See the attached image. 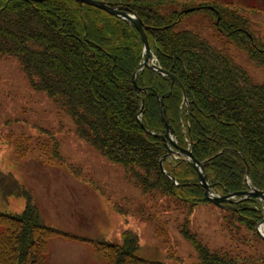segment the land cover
<instances>
[{
    "label": "trees",
    "instance_id": "obj_1",
    "mask_svg": "<svg viewBox=\"0 0 264 264\" xmlns=\"http://www.w3.org/2000/svg\"><path fill=\"white\" fill-rule=\"evenodd\" d=\"M103 1L128 8L142 21L151 54L161 69L178 78L186 100L176 82L151 68L138 72L136 84L144 91L137 95L132 75L144 57L139 32L128 21L75 0H0V56L14 58L31 88L68 115L77 137L119 165L142 195L183 202L189 211L208 203L191 161L164 160V170L175 181L160 169L167 149L159 98L177 144L203 163L214 191L226 194L252 186L264 192V81L254 84L227 52L199 33L174 30L184 13L166 8L197 3L251 64L264 68V36L243 14L246 7L219 0ZM45 133V141L33 148L46 160L62 161L57 138ZM20 139L16 153L22 156L32 144ZM0 195L24 199L19 213H0V264H49V240L57 236L89 242L104 264H163L138 256L139 238L130 230L113 244L46 225L31 192L11 173L0 171ZM230 212L236 224L251 230L245 240L259 241L261 251L251 256L210 250L187 234L190 221L185 218L179 231L199 254L192 264H264V240L254 230L263 219L262 205L242 199ZM171 257L173 252L166 255Z\"/></svg>",
    "mask_w": 264,
    "mask_h": 264
},
{
    "label": "rangeland",
    "instance_id": "obj_2",
    "mask_svg": "<svg viewBox=\"0 0 264 264\" xmlns=\"http://www.w3.org/2000/svg\"><path fill=\"white\" fill-rule=\"evenodd\" d=\"M219 1L243 4L246 7L243 14L252 21L256 33L264 36V0ZM180 6L186 7L184 3ZM166 8L181 9L177 5ZM249 8L255 10L248 11ZM209 17L212 18L204 9L194 10L185 14L174 30L198 32L216 48L227 52L254 84H261L264 68L251 64L246 53L215 29ZM46 131L57 138L62 161L46 160L33 148L37 142L45 141ZM19 139L32 144V149L22 156L16 153ZM0 171L11 173L31 192L46 225L93 240L102 238L113 244H119L122 232L130 230L139 238L138 256L151 262L192 264L198 261L194 244L179 231L185 218L190 221L187 234L210 250L231 249L251 256L261 251L259 241L252 237L251 241L245 240L248 231L236 224L229 210L200 204L189 211V205L183 202L176 204L159 194L142 195L126 180L119 165L109 162L77 137L68 115L45 94L31 88L14 58L2 56ZM23 208L22 197L10 196L4 200L0 195V213L15 214ZM172 252L174 257L166 258ZM177 256L180 260L175 258ZM48 261L50 264H104L89 242L60 236L49 240Z\"/></svg>",
    "mask_w": 264,
    "mask_h": 264
},
{
    "label": "water",
    "instance_id": "obj_3",
    "mask_svg": "<svg viewBox=\"0 0 264 264\" xmlns=\"http://www.w3.org/2000/svg\"><path fill=\"white\" fill-rule=\"evenodd\" d=\"M38 1H40V0H38ZM75 1H77L79 3H86L88 5H92V6L96 7V8H98V9L104 10V11H106V12L112 14V15H115V16L121 17L123 19H126L127 21L132 23L135 26V28L137 29V31L140 33V36H141L142 42L144 44V48H145L146 54H145V58H144L143 63H141L137 67V69L134 71V73L132 75V83H133V85H134V87H135V89H136V91L138 93L140 89L136 85V75H137V73H138V71L140 69H142L145 66L149 65V52H150L149 46H148V42H147V39H146V35H145V32H144V30L142 28L141 20L135 14L131 15V13L128 10H126V8H124V7H112V6L108 5L104 1H99V0H75ZM151 67L153 69L157 70L158 72L164 74V75H169L173 81H176L182 87L181 83L178 81V79L175 76L168 74L166 71L160 69L159 67H156L155 65L154 66L151 65ZM183 96H184V99H185L186 98V94H185L184 89H183ZM159 102H160V108H161L162 121H163V123L165 124V126L167 128L166 135L165 136H161V137H162V139L165 142L167 140H169V142L171 143L172 140L169 137L168 133L169 132L173 133V130L170 128V126L167 125V123H166V121L164 119L163 103H162L160 98H159ZM138 120H139V118H138ZM139 123L143 127V125L141 124L140 120H139ZM166 147H168V144H166ZM179 150L184 156L188 157V159H190L193 162L194 167H195V169L198 172V178L200 180V183L205 188V198L209 202L213 203L214 205H216V206H218L220 208H224V209L232 208L233 206H231L230 204H234L235 203L234 198L238 197V196H244V197L255 198V199L259 200V201H262L263 204H264V192H262L260 190H257L256 188H253V187H251V189L246 190V191L230 193V194H227V195H224V196H216V195H214V193H212L208 183L206 182V175L203 172V163L198 162L193 157L192 153L189 152L188 150H185V149H182V148H180ZM171 153H172V151H171ZM166 156L169 157V155H166ZM165 157H163L160 160V162H159L160 168L162 170H163L162 163H163V160H164ZM166 175L168 177H170V175L167 172H166ZM226 203L228 205H226ZM262 223L264 224V218H263ZM262 223L257 225V227L260 226ZM260 235H261L262 239L264 240V235L261 234V233H260Z\"/></svg>",
    "mask_w": 264,
    "mask_h": 264
}]
</instances>
